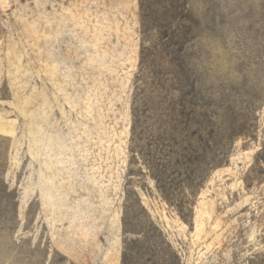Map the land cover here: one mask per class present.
Listing matches in <instances>:
<instances>
[{
  "label": "rangeland",
  "instance_id": "obj_1",
  "mask_svg": "<svg viewBox=\"0 0 264 264\" xmlns=\"http://www.w3.org/2000/svg\"><path fill=\"white\" fill-rule=\"evenodd\" d=\"M147 4L149 28L141 0H0V264H122L127 219L179 264H264V0ZM174 109L245 130L222 166L169 168L194 185L170 203Z\"/></svg>",
  "mask_w": 264,
  "mask_h": 264
},
{
  "label": "trees",
  "instance_id": "obj_2",
  "mask_svg": "<svg viewBox=\"0 0 264 264\" xmlns=\"http://www.w3.org/2000/svg\"><path fill=\"white\" fill-rule=\"evenodd\" d=\"M147 5V0H141V7L143 10L142 25H144L143 27L145 28H149L150 20L148 13H146L148 8ZM182 17L185 16L182 15ZM176 18H178V16ZM178 25L179 23H177L175 19L169 22L167 26L160 23L156 25V27H152L151 31L155 29L158 35H162L164 32H169L177 28ZM174 110L173 115L171 118H168V121L175 124L177 122L179 125L177 127L175 125L171 127V133L166 136L165 142L167 145H165V147L169 148V151H164L167 154L165 156L163 155V159L162 157L158 159L160 160V164L156 165L155 163L157 167L153 165L154 163H150L151 171L158 180L159 189L170 203L174 202V192L178 189H183L184 184L190 189H193L194 185L189 179L174 183V179H170V176L167 175L169 168H171V172H178V176L183 174V170H185L184 175L186 176L194 172L196 170L194 166L199 160H203V162L206 163L209 171L218 168L225 164L227 160V154L222 153L219 148L224 144L225 140L242 136L245 130L236 128L239 121H234L231 129L228 130L225 128L217 111L211 112L212 114L209 116L206 128H200L202 123L195 119L193 121L189 120L190 124H186V128L181 129L183 123L181 124L180 122H184L185 118H179V115L176 113L177 110ZM134 118L135 122L134 126H132L133 142L136 141L138 143L142 140V138H140L142 132L141 129L139 130V120H141V117H139L136 110H134ZM202 130H208L206 139H203ZM146 140L150 142L149 146L154 148V153H156L158 151V143L156 140ZM159 141H161V139H159ZM203 144L205 150L201 147ZM215 145L216 148L214 147ZM200 152L205 153L202 154L203 157L200 156ZM152 153L153 150L151 149L148 156H152ZM159 166H161L162 169H159ZM189 176L192 179L191 175ZM188 181L189 183H186ZM124 224L125 251H123L122 264H179L175 252L168 249V244H166L162 238L163 233L159 228L150 225L144 227L139 225L134 226L132 223L128 222V219L127 221L125 220Z\"/></svg>",
  "mask_w": 264,
  "mask_h": 264
}]
</instances>
